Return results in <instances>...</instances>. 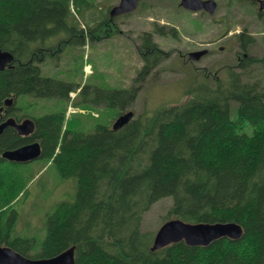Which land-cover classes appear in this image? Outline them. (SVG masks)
<instances>
[{"label":"trees","instance_id":"16d2710c","mask_svg":"<svg viewBox=\"0 0 264 264\" xmlns=\"http://www.w3.org/2000/svg\"><path fill=\"white\" fill-rule=\"evenodd\" d=\"M91 7L85 0H0V50L13 56L0 68V122L14 117L35 123L29 136L12 126L0 134V244L32 258L75 245L76 264H264V89L248 79L252 62L244 59L240 71L229 70L213 84L196 83L180 104L141 112L114 129L115 119L130 111L146 78L166 59L154 39L166 31L158 26L140 35L143 66L130 87L96 88L91 96L88 85L43 70L69 42L83 43L86 26L90 38L101 26L109 29L111 10L93 9L86 17ZM237 37L244 50L255 40ZM71 92H77L75 106L104 105L115 114L84 130L81 116L75 122L66 116ZM25 97L47 100L55 110L29 115ZM34 141L42 147L36 169L34 161L2 156ZM45 168L76 180L75 191L47 214L44 238L20 234L18 205ZM165 197L173 200L165 222L234 221L243 227L242 237L206 246L181 240L153 250L157 231L142 228L143 216Z\"/></svg>","mask_w":264,"mask_h":264},{"label":"rangeland","instance_id":"374dc122","mask_svg":"<svg viewBox=\"0 0 264 264\" xmlns=\"http://www.w3.org/2000/svg\"><path fill=\"white\" fill-rule=\"evenodd\" d=\"M85 1L92 5L85 10L86 17L96 9L97 12L103 9L108 13L120 3V0ZM180 2L140 0L135 11L115 16L109 29L104 30V26H101V31L96 29V38L88 36L86 26L83 43L69 42L58 54L61 57L55 54L52 60H48L43 67L44 72L67 82L80 83V86L88 85L87 94L91 96H94L96 88H128L143 66L138 49L140 35L163 26L166 33H154V39L168 55L146 78L130 109L134 116L184 102L193 85L205 80L213 84L217 78L226 79L229 70H240L239 65L244 59L252 61L248 79L258 81L259 87L264 89V12L259 15L258 5L248 0H216L218 8L211 15L187 10ZM99 21L102 23V18ZM85 23V19L80 17V26H85ZM243 31L255 39L247 50L242 48L237 37ZM203 49H207L208 54L200 60L190 58L191 52ZM32 99L25 97L21 101L27 106L29 115L55 110L53 103L47 100L34 103L36 101ZM112 110L104 105L82 106L71 115V121L75 122L81 116L84 130L90 131L98 122L110 119L115 114ZM38 164L39 161H34L31 165L36 169ZM39 175L42 176L30 185L28 195L18 205L20 220L17 228L20 234L44 238L47 214L57 202L72 198L76 180L60 178L53 168H45ZM172 203V197L155 202L145 212L142 228L154 233L158 231Z\"/></svg>","mask_w":264,"mask_h":264},{"label":"water","instance_id":"95a60500","mask_svg":"<svg viewBox=\"0 0 264 264\" xmlns=\"http://www.w3.org/2000/svg\"><path fill=\"white\" fill-rule=\"evenodd\" d=\"M140 0H120L110 13L111 17L128 14L135 11L139 6ZM181 6L190 11L206 10L214 14L217 9L216 0H181ZM264 8V5L261 6ZM207 53V49L198 50L190 53L192 60L198 61ZM13 60L9 51L0 50V68H5ZM13 99L6 101L7 106H11ZM134 111L130 110L119 115L114 121L113 128L119 129L134 117ZM14 127L20 135L29 136L35 130L34 120L25 118L18 122L14 117H9L0 122V134L6 127ZM42 153L40 142L34 141L18 148L7 150L3 157L10 161L26 163L37 160ZM243 235V227L234 221L228 222H200L191 223L179 218L167 220L162 224L155 234L152 249H161L174 242L184 240L188 245L206 246L214 240L230 237L240 239ZM76 246H72L60 254L49 258H32L15 250L9 245L0 244V264H76Z\"/></svg>","mask_w":264,"mask_h":264},{"label":"flooded vegetation","instance_id":"af4514ba","mask_svg":"<svg viewBox=\"0 0 264 264\" xmlns=\"http://www.w3.org/2000/svg\"><path fill=\"white\" fill-rule=\"evenodd\" d=\"M248 1H250V3H253V4H256V5H258V7H259V15L261 14L262 15V13L264 12V8H261V6L262 5H264V0H248ZM217 8H218V6H217ZM217 10V9H216ZM199 11H204V12H207L206 10H199ZM207 13H209V12H207ZM210 14V13H209ZM212 15V14H211ZM240 34H246V35H248L249 36V34H247L245 31H243V32H241V33H239V34H237V35H240ZM241 44V43H240ZM220 49H222V47L220 48ZM208 54V50H207V53L205 54V55H207ZM204 55V56H205ZM244 61V60H243ZM243 61L241 62V63H243ZM250 62H252L251 60H249ZM240 63V64H241ZM239 67H240V65H239ZM240 71V70H239Z\"/></svg>","mask_w":264,"mask_h":264},{"label":"built area","instance_id":"2783aa9c","mask_svg":"<svg viewBox=\"0 0 264 264\" xmlns=\"http://www.w3.org/2000/svg\"><path fill=\"white\" fill-rule=\"evenodd\" d=\"M74 96L75 95L72 94V97H74ZM75 111H77V109L75 107H73V105H70L69 106V109H68V115L71 114V113H73V112H75Z\"/></svg>","mask_w":264,"mask_h":264},{"label":"bare ground","instance_id":"6f19581e","mask_svg":"<svg viewBox=\"0 0 264 264\" xmlns=\"http://www.w3.org/2000/svg\"><path fill=\"white\" fill-rule=\"evenodd\" d=\"M89 69V68H88ZM20 117V116H19Z\"/></svg>","mask_w":264,"mask_h":264}]
</instances>
